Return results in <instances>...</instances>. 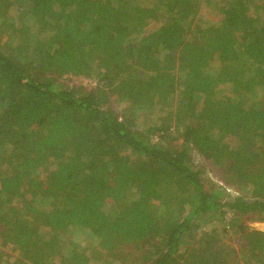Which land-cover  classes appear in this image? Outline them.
I'll return each mask as SVG.
<instances>
[{
  "label": "trees",
  "instance_id": "trees-1",
  "mask_svg": "<svg viewBox=\"0 0 264 264\" xmlns=\"http://www.w3.org/2000/svg\"><path fill=\"white\" fill-rule=\"evenodd\" d=\"M202 1L0 0V264H264V0Z\"/></svg>",
  "mask_w": 264,
  "mask_h": 264
},
{
  "label": "rangeland",
  "instance_id": "rangeland-1",
  "mask_svg": "<svg viewBox=\"0 0 264 264\" xmlns=\"http://www.w3.org/2000/svg\"><path fill=\"white\" fill-rule=\"evenodd\" d=\"M199 1V0H198ZM222 1L223 0H212V2H211V4H212V7H214L215 8V6H218V5H220L219 3H222ZM231 0H227L226 2H230ZM225 2V3H226ZM254 4L257 6V7H259V6H261V4H262V1H257L256 0V2H254ZM264 6V1H263V5H262V7ZM130 7H128V9H129ZM201 8L203 9V11H202V13H201V17H203L204 19H202V18H200L199 16L196 18V21H194V24H193V26H192V29H194V28H199V27H201V25L202 24H207V23H211V24H216L217 22H219V16H218V14H216V12H217V10H212V9H210V8H206V6L203 4V1L201 0ZM264 9V8H263ZM262 9V10H263ZM205 12V13H204ZM251 13V12H250ZM252 13H253V15H257V14H259V15H261L260 13H258L257 12V10H255V9H253V11H252ZM249 15V14H248ZM202 22V23H200V22ZM199 26V27H198ZM202 28V27H201ZM3 34H5L4 32H2ZM41 39H45V38H43L42 37V34H40L39 32L38 33H36L35 35H34V33H31V41H30V46H31V54L32 55H36V54H38V56L41 54L40 53V51L38 52V48H41V45L40 44H42V41H41ZM33 47H34V49H33ZM138 75V74H137ZM139 76V75H138ZM142 77V76H141ZM141 77H139V78H137L138 80H140V78ZM69 79H71V77H66V78H64L63 80L65 81H67V83L69 84V86H71V85H76V86H79L80 84H77V82L75 81V79L74 80H69ZM83 83V82H82ZM88 85L87 86H85V88H89V87H91L92 86V84L93 83H91V82H88L87 83ZM111 95H112V93H111ZM125 100H120V102H118V101H114V103H113V105H112V107H113V109H115V111H117L118 112V114H119V116H122L121 114H124V112H123V108H124V102ZM158 109H156V110H154V111H152V112H154L153 113V116L151 117V119H153V121H154V124L155 123H157V125H159V124H161V122H162V120H161V118H162V116L160 117V118H158L157 117V113L159 112V113H162L161 111H157ZM131 113V115H132V111H130ZM137 115H139V114H137ZM140 116V115H139ZM142 119V120H141ZM158 119L160 120V122L158 121ZM156 121H158V122H156ZM147 122H149L148 120H147V118H145V117H141L140 118V121H138L137 122V124L139 125L138 126V128L140 127L141 129H143V128H145V126H147L148 124H147ZM153 124V125H154ZM207 124V123H206ZM179 143H181L180 141H179ZM191 156H192V160H193V164H194V166H195V170H197L198 169V166H197V164H199V166H201V167H204L205 169H206V171L204 172V174H203V178H206V179H209L210 181H213V182H216V184H218V185H220V186H224L225 185V183H223L224 181H223V178H222V172H221V170L218 168V167H214L213 166V164L212 163H210V161L209 160H207V159H205V158H203L202 156H200L198 153H197V151L196 150H194L193 151V153L191 154ZM229 188V187H228ZM168 190V193H169V189H167ZM229 191H231V193L233 194V195H235V194H238L237 192L238 191H236V190H233V189H230ZM166 196H167V198H168V200L170 201V198H169V194H167L166 193ZM244 224L249 228V229H252V230H258V231H263L264 232V223L263 222H256V221H252V220H247V221H244ZM209 230V229H208ZM232 243H234V244H236L235 242H231L230 244H232ZM236 246H237V244H236ZM0 247H1V244H0ZM64 254H65V252H64ZM126 258H130V259H132V260H135V259H137V262H136V264H142V262H140L139 260H140V256L133 250V249H130V248H127L126 249V251H125V254L124 255H122V256H120V260L119 261H115V262H113V261H108V262H105V263H101V262H95V261H93V264H125V262H126Z\"/></svg>",
  "mask_w": 264,
  "mask_h": 264
}]
</instances>
